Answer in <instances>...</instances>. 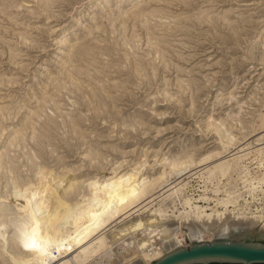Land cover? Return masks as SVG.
Segmentation results:
<instances>
[{
  "label": "rangeland",
  "instance_id": "1",
  "mask_svg": "<svg viewBox=\"0 0 264 264\" xmlns=\"http://www.w3.org/2000/svg\"><path fill=\"white\" fill-rule=\"evenodd\" d=\"M263 114L264 0H0V264L21 252L13 183L40 166L101 179L146 159L156 176L154 160L192 156L171 178L187 182L182 194L210 207L240 195L263 212ZM219 122L236 140L226 152ZM248 151L226 176L205 173Z\"/></svg>",
  "mask_w": 264,
  "mask_h": 264
},
{
  "label": "bare ground",
  "instance_id": "2",
  "mask_svg": "<svg viewBox=\"0 0 264 264\" xmlns=\"http://www.w3.org/2000/svg\"><path fill=\"white\" fill-rule=\"evenodd\" d=\"M138 5L133 7L137 8ZM139 12L140 9L134 13V17L140 15ZM53 41L62 45L70 42L62 41L58 36ZM70 45L73 48L74 44ZM260 118L263 126L264 114ZM225 127L221 122L213 125L218 140L225 144L221 148L224 152L234 147L229 144L236 141L232 128ZM256 146L254 150L258 158L264 161V145ZM249 153L218 162L207 168L205 173L214 175L218 172L224 177ZM218 154L210 151L200 160L198 158V163L210 161ZM191 157L154 160V163H163V169L156 176L144 172L146 159L129 163V167L120 172L115 170L117 168L111 169L110 175L101 179L92 177L80 180L73 172V175L67 171L54 174L45 167L36 168L30 180L13 183L11 194L18 202L19 226L17 236L12 241L19 245L21 252L11 253V258L2 263L149 264L165 253L190 245L192 240H210L226 226L264 232V211L253 212L238 204L240 195L227 194L226 197L215 198L214 207H210L212 198L205 194L197 198L192 194H182L187 182L182 179L171 182V178L180 176L194 164L195 160ZM152 166L153 163L149 164L150 168ZM242 171L246 173L245 168ZM252 190L255 191L254 188ZM213 192L216 197L220 191L216 188ZM157 199H171V206L159 202L152 208ZM117 217L124 218L109 226ZM121 251L126 254L122 252L119 256Z\"/></svg>",
  "mask_w": 264,
  "mask_h": 264
},
{
  "label": "water",
  "instance_id": "3",
  "mask_svg": "<svg viewBox=\"0 0 264 264\" xmlns=\"http://www.w3.org/2000/svg\"><path fill=\"white\" fill-rule=\"evenodd\" d=\"M149 264H264V232L226 226L210 240H192Z\"/></svg>",
  "mask_w": 264,
  "mask_h": 264
}]
</instances>
